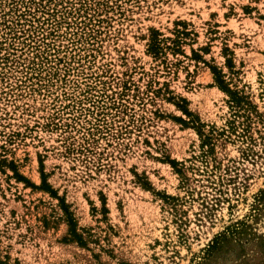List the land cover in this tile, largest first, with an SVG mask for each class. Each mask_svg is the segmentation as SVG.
<instances>
[{
    "label": "rangeland",
    "instance_id": "374dc122",
    "mask_svg": "<svg viewBox=\"0 0 264 264\" xmlns=\"http://www.w3.org/2000/svg\"><path fill=\"white\" fill-rule=\"evenodd\" d=\"M0 264H264V0H0Z\"/></svg>",
    "mask_w": 264,
    "mask_h": 264
},
{
    "label": "trees",
    "instance_id": "16d2710c",
    "mask_svg": "<svg viewBox=\"0 0 264 264\" xmlns=\"http://www.w3.org/2000/svg\"><path fill=\"white\" fill-rule=\"evenodd\" d=\"M180 33L181 32H179V31L177 32L178 35ZM181 34L183 35L184 33H181ZM159 43H160V41L158 39H156V38H153L151 40V44H150L151 53L160 52L161 48L159 47ZM176 43L177 42H174V44H176ZM213 73H215V70H213ZM218 83H219V86H220L221 90H223L225 93L229 94V96L231 97V104H234L235 107H239L240 104L243 102L242 98L240 96H238L236 93H233L230 90H228L227 87L223 86V82L218 81ZM43 182H44V179H43ZM44 187H45L44 189H48L46 184H44ZM69 225H70V228H71V230H70L71 233L74 234L75 233V231H74V223H73L72 220H69ZM76 239H78V238H76Z\"/></svg>",
    "mask_w": 264,
    "mask_h": 264
}]
</instances>
